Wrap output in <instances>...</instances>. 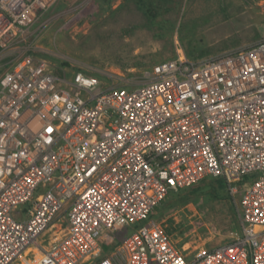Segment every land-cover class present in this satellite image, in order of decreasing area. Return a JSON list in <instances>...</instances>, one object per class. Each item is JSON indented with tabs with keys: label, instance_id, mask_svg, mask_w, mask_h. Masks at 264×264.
Returning a JSON list of instances; mask_svg holds the SVG:
<instances>
[{
	"label": "built area",
	"instance_id": "2783aa9c",
	"mask_svg": "<svg viewBox=\"0 0 264 264\" xmlns=\"http://www.w3.org/2000/svg\"><path fill=\"white\" fill-rule=\"evenodd\" d=\"M58 1L0 0V264H264V38L198 59L175 44L139 84L59 77L17 46ZM247 176L228 244L181 251L151 219L171 192L222 178L233 199Z\"/></svg>",
	"mask_w": 264,
	"mask_h": 264
},
{
	"label": "rangeland",
	"instance_id": "374dc122",
	"mask_svg": "<svg viewBox=\"0 0 264 264\" xmlns=\"http://www.w3.org/2000/svg\"><path fill=\"white\" fill-rule=\"evenodd\" d=\"M166 7L172 10L151 24L135 0H60L20 37L17 46L29 50L35 58L47 59L59 77H63L60 61L70 60L73 68L85 65L139 84L144 71L173 55L175 44L183 47L197 42L212 56L264 38V0H174ZM66 69L77 71L69 66ZM67 76L70 78L71 73ZM252 179L247 176L236 183L231 202L237 218L241 186ZM151 217L165 225L181 251L214 249L228 244L236 232H241L235 226L239 223L228 200L202 203L201 210L193 203L167 212L158 209ZM144 223L115 232L117 244ZM117 244L99 243L103 255Z\"/></svg>",
	"mask_w": 264,
	"mask_h": 264
},
{
	"label": "trees",
	"instance_id": "16d2710c",
	"mask_svg": "<svg viewBox=\"0 0 264 264\" xmlns=\"http://www.w3.org/2000/svg\"><path fill=\"white\" fill-rule=\"evenodd\" d=\"M100 1L101 3H107L108 0H100ZM135 3L137 5V8L142 12V14L147 17V20H149L151 24H155V21L158 18H160V16L172 10V7H166V5L174 3V0H135ZM101 6L102 8H104V5ZM179 40L181 41V43H183V38L181 36L179 37ZM183 47L182 48L184 49L186 56L190 59H198L209 56L208 50L201 48L197 44V42L196 43L189 42V44L187 45L185 44ZM190 47L198 48V50L195 49L191 50ZM173 57H174V53L172 56L168 57L167 59H163L161 61L156 62V64L159 62L170 60ZM61 65L64 64L61 63ZM94 76L97 75L95 74ZM220 200H228V202H230L231 213L233 214V217L236 220V222L239 223L238 225L235 226L237 228H241L240 219L239 217L237 218V213L231 202L232 198L227 190V184L222 178H217V179L211 177L206 178L193 187L182 189L177 192H171L166 197L165 201L155 210L162 209V211L167 212L169 210H174L177 207L188 203H193V205L196 206V208L201 210L202 203L206 204L211 201H220ZM200 202L201 204L199 205Z\"/></svg>",
	"mask_w": 264,
	"mask_h": 264
},
{
	"label": "clouds",
	"instance_id": "9594fccd",
	"mask_svg": "<svg viewBox=\"0 0 264 264\" xmlns=\"http://www.w3.org/2000/svg\"><path fill=\"white\" fill-rule=\"evenodd\" d=\"M59 1H60V0H59ZM59 1H58V2H59ZM58 2H57V3H58ZM57 3H56V4H57ZM56 4H55V5H56ZM55 5H54V6H55ZM54 6H53V7H54ZM51 8H52V7H51ZM51 8H50V9H51ZM50 9H49V10H50ZM49 10H47V11H46L41 17H43V16H44ZM41 17H39V18H41ZM36 22H37V21H36ZM36 22H35V23H36ZM28 30H29V29H28ZM202 58H204V57H202ZM69 61H70V60H69ZM60 62H61L62 64H64L65 66H64V65H60L61 68H60L59 70H61L62 72H63V70H64V71L66 72V77H67V78H68V76H67V72H70V73H71L70 78L73 77V74L78 73V72H82L81 68H73L74 66L71 65V63L68 62V61H66V60H65V61L62 60V61H60ZM67 62H68V63H67ZM159 63H160V62H159ZM66 66H69L70 68L75 69V70H77V71H72V70H71V71H68V70L66 69ZM54 68H55V67H54ZM59 70H58V71H59ZM55 73H56V70H54V74H55ZM55 75L57 76V74H55Z\"/></svg>",
	"mask_w": 264,
	"mask_h": 264
}]
</instances>
